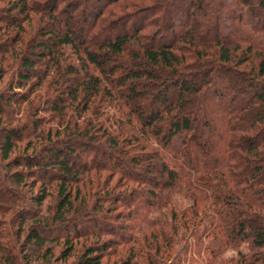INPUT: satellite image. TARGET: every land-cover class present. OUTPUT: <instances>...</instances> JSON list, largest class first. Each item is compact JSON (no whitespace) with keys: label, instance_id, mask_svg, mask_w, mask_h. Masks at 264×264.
<instances>
[{"label":"trees","instance_id":"trees-1","mask_svg":"<svg viewBox=\"0 0 264 264\" xmlns=\"http://www.w3.org/2000/svg\"><path fill=\"white\" fill-rule=\"evenodd\" d=\"M190 241L264 264V0H0V264Z\"/></svg>","mask_w":264,"mask_h":264},{"label":"rangeland","instance_id":"rangeland-1","mask_svg":"<svg viewBox=\"0 0 264 264\" xmlns=\"http://www.w3.org/2000/svg\"><path fill=\"white\" fill-rule=\"evenodd\" d=\"M199 78V77H198ZM219 83L221 84V81H219ZM200 116L203 114V115H206V117H208V118H210L211 116H210V113L205 109L204 110V108H202L201 107V109H200ZM202 117V116H201ZM86 223L88 224V226H91V221H89V220H87L86 221ZM95 223V222H94ZM194 243H193V241H190V244H189V246H188V248H187V252H186V256L184 257V256H182L181 255V262H182V264H188V261H189V257H193V258H195V259H197L198 261H199V263L200 264H206V261H205V259H204V253H203V250H202V252L201 253H199V254H197V253H195V251H194ZM204 248V247H203Z\"/></svg>","mask_w":264,"mask_h":264}]
</instances>
